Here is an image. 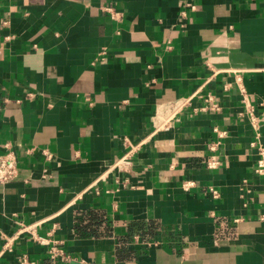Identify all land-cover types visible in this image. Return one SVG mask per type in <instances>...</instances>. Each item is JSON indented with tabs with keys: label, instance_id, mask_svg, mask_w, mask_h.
I'll use <instances>...</instances> for the list:
<instances>
[{
	"label": "crops",
	"instance_id": "crops-1",
	"mask_svg": "<svg viewBox=\"0 0 264 264\" xmlns=\"http://www.w3.org/2000/svg\"><path fill=\"white\" fill-rule=\"evenodd\" d=\"M249 107L264 142V0H0V154L20 171L0 186V264H264ZM21 223L70 259L29 233L1 253Z\"/></svg>",
	"mask_w": 264,
	"mask_h": 264
},
{
	"label": "built area",
	"instance_id": "built-area-1",
	"mask_svg": "<svg viewBox=\"0 0 264 264\" xmlns=\"http://www.w3.org/2000/svg\"><path fill=\"white\" fill-rule=\"evenodd\" d=\"M241 91L243 93V98L245 100L247 97L246 89L242 87ZM192 97L193 96H190L188 98H183L177 101V104H176L177 110L183 111L186 107H190L192 105ZM205 101H206V105L201 107L200 108L201 110L212 111V110H218L220 107L217 97L212 93H208L205 96ZM248 112L251 115V120H252L253 126L256 129V135L258 137V159H257V165H256V173L259 175H264V142L261 141L260 139V132H257L258 126H259L258 118L254 116L253 114V107H249ZM174 117L175 115H173V112H172V116L166 117L154 123V132H157L160 129L169 128V126L172 124V120L174 119ZM216 131L218 132V134H220V136H224L226 133L224 130L219 131L216 129ZM142 143L143 142L130 144L129 148L124 152V154L115 160L114 165H113L114 168L123 172L124 174H128V172L131 171V166H132L135 153L137 152L138 148L141 146ZM215 148H216V145L213 144L211 146V149L214 150ZM42 153L48 159H51L53 157V153L48 149L42 150ZM206 163L208 167L216 168L220 166V159L218 155L212 154L207 157ZM19 172H20L19 171V160H18L17 154L15 153L13 149L7 147V150L3 152L2 154H0V186L8 184L14 181L15 179H17ZM123 181L125 182V179ZM191 184L192 182H189V183L187 182L185 183L184 186L185 188H188ZM212 192L214 196L218 195L216 190L212 189ZM36 226H37L36 224H22L21 223V226L13 235H7L2 232L1 234V239H2L1 253H4L5 251H12L14 247V242L23 233H29L33 240L39 242L40 244L49 245L48 257L51 260L54 261V260L70 259V256L64 252L58 240H52L46 236L39 234L36 230ZM21 263L22 264H34L35 262L31 260L30 258H28L27 256H24L21 259Z\"/></svg>",
	"mask_w": 264,
	"mask_h": 264
}]
</instances>
